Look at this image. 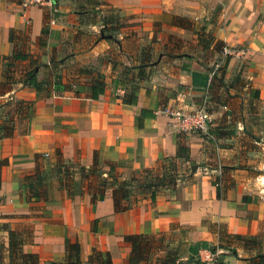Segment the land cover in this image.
<instances>
[{"label": "crops", "instance_id": "crops-1", "mask_svg": "<svg viewBox=\"0 0 264 264\" xmlns=\"http://www.w3.org/2000/svg\"><path fill=\"white\" fill-rule=\"evenodd\" d=\"M175 16L191 24L180 25ZM196 24L229 56L216 76L212 71L223 63L206 70ZM14 49L27 58L14 60ZM33 67L42 82L39 96L24 82ZM192 71L208 74L205 87L193 86ZM97 72L105 84L94 99L90 84ZM65 84L77 94L56 95ZM134 86L136 103H122ZM181 95L207 109V134L178 132L168 123L164 109ZM6 123L9 128L0 129L5 244L8 229L28 231L24 250L41 261L64 260L67 239L80 244L82 264L93 247L109 252L114 264H128L125 235L168 236L180 227L187 229L177 253L182 262L190 255L200 262L210 252L190 253L197 241L226 245L235 239L219 248L222 262L262 264L257 255L264 252L246 240L264 235V177L254 165L264 140V0H51L30 7L0 0V124ZM177 141L188 147V160L176 157ZM56 149L63 162L85 167L94 153L110 159L120 179L146 168L161 173L173 161L177 186L173 193L161 188L154 202L149 190L134 188L131 207L117 212L111 189L92 202L78 172L68 196L53 169ZM36 154L42 169H50V198L26 202L20 185L35 172Z\"/></svg>", "mask_w": 264, "mask_h": 264}, {"label": "trees", "instance_id": "trees-1", "mask_svg": "<svg viewBox=\"0 0 264 264\" xmlns=\"http://www.w3.org/2000/svg\"><path fill=\"white\" fill-rule=\"evenodd\" d=\"M181 20V19H180ZM180 24V23H179ZM181 25V24H180ZM103 30H105L103 28ZM45 32V30L43 31ZM197 45L203 50L209 49L212 45V50L221 54L222 42L215 40L210 34L205 32L204 28H201L197 33ZM14 60L20 58H27L26 54H18L15 49L12 55ZM221 57V56H220ZM229 56L223 57V64L218 66L216 71H223L225 68ZM144 63L138 65L139 68H143ZM80 74H90L89 70L80 69ZM144 75L143 70L138 72V78L142 79ZM24 82L36 91V95L39 96L42 89V82L37 80L35 67L31 68L25 76ZM191 82L193 86L205 87L208 82V74L192 71ZM104 80L102 75L97 72L95 79L90 84L91 97L96 99L104 90ZM62 90L55 88L56 95L68 96L73 92L70 85H63ZM138 87H132L131 91L121 96V102L125 104H135L137 101ZM9 123V122H8ZM8 123L0 124V129H8ZM10 130L12 128L10 127ZM9 131V130H6ZM5 134V133H4ZM6 134H11L9 131ZM176 157H182L186 160L189 159V149L180 141H177ZM56 163L53 166L54 171L60 175L59 184L67 190L68 196L74 195V185H76L74 175L76 172L80 173L82 178L81 182L86 184L87 191L90 193L92 202L104 199L106 191L111 189V197L113 200L114 209L117 212L125 211L131 207L130 195L134 188L140 190H149L150 199L152 202L156 200L157 192L161 188H168L175 191L177 186V179L175 176L176 166L175 162H169L167 166L162 165V172L157 173L155 169H143L141 175H132L129 179H120L117 172L116 163L110 159H100L97 153L93 155V162L89 167H85L80 163H68L64 164L61 158L59 149L55 150ZM36 160L35 172L26 175L22 178L21 188L24 191V200L26 202H38L46 201L50 198L48 194V183L51 180V174L49 168H43L37 161L39 155L34 156ZM92 230L95 227L92 226ZM164 234L159 235V237ZM156 236L149 234H127L124 236V240L130 244V251L127 256L128 264H144L148 261L150 254L152 253V242ZM228 239L232 238L230 235ZM234 238L241 239L240 236L235 235ZM31 239V233L28 231H19L15 229L7 230V244L0 241V264H82L80 258V244L77 241L65 240V258L62 261L46 260L41 261L38 254L24 250V244ZM229 240H227L228 243ZM230 244L213 245L207 241H197L189 246L190 253H197L200 248L208 249L211 252H215L217 248H227ZM264 261V255H257ZM180 256L176 251H165L164 254L158 255L156 258V264H182L179 260ZM190 255L187 259V263L192 261ZM195 264H199V261H195ZM86 264H114L109 252L102 251L93 247L88 255ZM218 264H226L222 261H218Z\"/></svg>", "mask_w": 264, "mask_h": 264}, {"label": "rangeland", "instance_id": "rangeland-1", "mask_svg": "<svg viewBox=\"0 0 264 264\" xmlns=\"http://www.w3.org/2000/svg\"><path fill=\"white\" fill-rule=\"evenodd\" d=\"M206 6V5H205ZM209 7L208 6H206V9H208ZM214 10H212V12H213ZM175 17H179V18H181V20L180 19H177L179 22H180V24H182V25H188V24H191V22H189V20L186 18V17H182V16H175ZM197 28H201V26H199V24H196L195 25ZM174 44V46H177L179 43L178 42H176V43H173ZM204 52V54H203V56L204 57H202V61H207V64L205 65L207 68H206V70L207 71H210V70H212L213 69V67H214V65L217 63H219L218 61H222V63H223V57H224V55H222V54H218V53H216L214 50H212L211 49V51L210 50H208V49H206V50H204L203 51ZM213 53H216V55L217 56H215V55H213ZM215 56V57H214ZM221 56V57H220ZM220 64V63H219ZM217 73H218V71L213 75V76H216L217 75ZM65 74H67V70H66V68H65ZM262 137H264V136H262ZM263 145L261 146L262 147V150H261V152L258 154V156H257V162L254 164L255 165V167H258V168H256V170H255V172H257V173H259V174H262V176L264 177V140H262V141H260ZM64 164H68V163H65L64 162ZM262 183L264 184V179H263V181H262ZM186 231H187V229L186 228H180L179 227V229H176L174 232H172L170 235H168V236H162V237H155L154 239H153V242H152V249H155V251H152V253L150 254V256H149V259L148 260H150L149 261V263L150 264H153L152 263V260H155V262H156V258H157V256L158 255H162V254H164V253H161L160 251H169V250H172V251H176L177 253H179V252H181L182 251V249H184V245H182V243L184 244L185 243V241H184V239H186V235H187V233H186ZM183 239V240H182ZM227 242V241H226ZM235 244V243H238V240H235V239H231V242L230 241H228V244ZM246 244H247V246L248 247H253L254 245L256 246H258L259 247V249L262 251V252H264V235L261 237V238H259L258 240H255V239H252V238H250V239H248V240H246ZM230 246V245H229ZM228 250H230L231 251V249L229 248ZM220 251H221V249H219V248H217L216 249V253H217V259H218V261L220 262L221 261V259H222V255L220 254ZM160 252V253H159ZM180 256V255H179ZM195 261H198V259H193L191 262H190V264H195L194 262ZM148 262V261H147ZM177 264H180V263H177ZM182 264H188L187 263V260L186 261H184ZM262 264H264V261H263V263Z\"/></svg>", "mask_w": 264, "mask_h": 264}, {"label": "built area", "instance_id": "built-area-1", "mask_svg": "<svg viewBox=\"0 0 264 264\" xmlns=\"http://www.w3.org/2000/svg\"><path fill=\"white\" fill-rule=\"evenodd\" d=\"M25 7L32 5H44L51 0H20ZM218 65L215 66V69ZM215 70L212 71V74ZM168 123L178 132H197L207 134L209 132L211 117L207 109L185 102L183 95L180 100L164 109ZM199 264H218L217 253L209 252L201 259Z\"/></svg>", "mask_w": 264, "mask_h": 264}, {"label": "water", "instance_id": "water-1", "mask_svg": "<svg viewBox=\"0 0 264 264\" xmlns=\"http://www.w3.org/2000/svg\"><path fill=\"white\" fill-rule=\"evenodd\" d=\"M102 34H103V33H102ZM192 169H193V170L195 169L194 165H193Z\"/></svg>", "mask_w": 264, "mask_h": 264}]
</instances>
